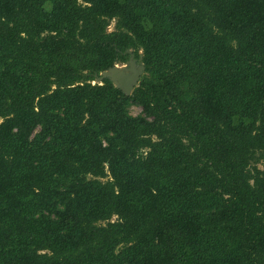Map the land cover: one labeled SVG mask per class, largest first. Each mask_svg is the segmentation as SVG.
I'll return each mask as SVG.
<instances>
[{
    "label": "trees",
    "instance_id": "16d2710c",
    "mask_svg": "<svg viewBox=\"0 0 264 264\" xmlns=\"http://www.w3.org/2000/svg\"><path fill=\"white\" fill-rule=\"evenodd\" d=\"M260 163L264 0H0V264H264Z\"/></svg>",
    "mask_w": 264,
    "mask_h": 264
},
{
    "label": "water",
    "instance_id": "95a60500",
    "mask_svg": "<svg viewBox=\"0 0 264 264\" xmlns=\"http://www.w3.org/2000/svg\"><path fill=\"white\" fill-rule=\"evenodd\" d=\"M129 60L123 65H115L106 71H103L96 77L94 83L102 84L104 79H108L126 96H129L134 88L139 84L140 78L144 73V65L141 63L142 56L139 60L134 58L131 51Z\"/></svg>",
    "mask_w": 264,
    "mask_h": 264
},
{
    "label": "rangeland",
    "instance_id": "374dc122",
    "mask_svg": "<svg viewBox=\"0 0 264 264\" xmlns=\"http://www.w3.org/2000/svg\"><path fill=\"white\" fill-rule=\"evenodd\" d=\"M112 28H113V23L109 26V31H111ZM141 112H142V111H141V108L138 107V106H136V105H132V106L129 107V113H130L131 115H133V116H137V115L141 114ZM258 168H259L260 170L264 171V164H263V163H260V164L258 165Z\"/></svg>",
    "mask_w": 264,
    "mask_h": 264
}]
</instances>
